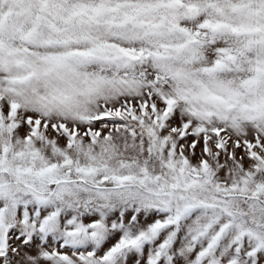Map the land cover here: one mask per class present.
<instances>
[{
	"label": "snow or ice",
	"instance_id": "snow-or-ice-1",
	"mask_svg": "<svg viewBox=\"0 0 264 264\" xmlns=\"http://www.w3.org/2000/svg\"><path fill=\"white\" fill-rule=\"evenodd\" d=\"M0 264H264V0H0Z\"/></svg>",
	"mask_w": 264,
	"mask_h": 264
}]
</instances>
